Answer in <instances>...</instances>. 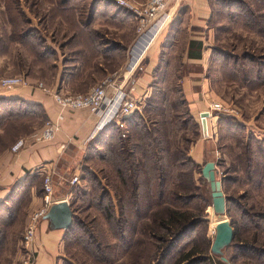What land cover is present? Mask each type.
<instances>
[{
  "label": "rangeland",
  "instance_id": "obj_1",
  "mask_svg": "<svg viewBox=\"0 0 264 264\" xmlns=\"http://www.w3.org/2000/svg\"><path fill=\"white\" fill-rule=\"evenodd\" d=\"M16 1L33 29H44L49 22L57 24L60 20L59 16L52 20L47 16V0ZM93 1L99 3L98 8L105 15L102 20L110 22L113 1L70 2L85 15L90 8L97 6H92ZM9 6L12 9L15 5L10 2ZM213 6L214 14L209 25L212 30L208 33L207 47L210 60L205 74L208 88L204 96H211L215 101L210 97L208 100L223 104L233 113L216 109L211 111L210 134L205 135L199 124V110L192 112L189 103H183L185 92L182 83L177 79H154L149 97L151 111L145 114L151 127L150 141L136 145V136L126 132L123 142L119 141L116 133L101 145H97L98 142L93 139L79 161V181L63 192H73L70 202L75 212L74 231L66 242V261L63 264H177L194 249L200 251L197 256L192 255L180 264H193L201 255L214 256L213 264H218L217 255L211 251L216 236L217 214L213 208L210 183L201 174L208 161L216 163L217 177L223 180V190L229 199L226 216L237 225L234 241L242 240L244 245L257 246L259 250L258 254L254 251L244 252V249L233 245L227 250V255L236 257L234 264H261L264 260L260 253H264V219H261L264 216V80L257 76V62L250 60L254 56L261 63L264 62V7L260 0H214ZM133 21L135 25L131 23L129 35L136 38V21ZM7 23H10L7 3L0 0V38L8 29V25L4 26ZM40 34L39 41L44 44L45 37L53 38L51 31H41ZM57 35L53 40L59 39V42L50 40L53 45L49 47L45 44L43 47L51 53L44 62L35 57L29 46L24 47L20 43L16 47L12 45L10 52L13 53V61L5 59L0 63L4 68L8 62L11 69L0 72V76L26 74L53 87L54 80L57 81L58 67L63 69L66 66L60 51L61 37ZM218 47L241 58L239 65L249 71L248 80L243 75L235 76L224 67L220 55L215 52ZM245 55L248 58L244 61ZM53 61L55 70L52 69ZM146 102L139 111L145 108ZM20 105L24 106L23 103ZM25 105H30L27 109L34 110L28 117L7 120L9 112H5L0 119V159L13 152L12 146L17 139L37 131L46 122L45 113L38 105L27 101ZM156 108L160 110L154 111ZM208 109L209 106L205 108ZM152 121H156V126ZM155 130H160V134ZM156 135L157 141L153 140ZM157 143H161L160 147ZM122 144L126 147L125 153H121ZM164 148H167L168 184L167 194L162 198L159 171L144 168L143 165L145 171L140 174L137 167L143 162L159 170L164 161ZM148 150L150 155L145 159ZM119 153L126 155L127 159ZM246 157L249 159L246 160ZM247 168L252 173L249 174ZM36 175L30 174L23 181L28 189L18 199L10 204H0V264H21L24 254L22 238L30 215L29 187L36 185L43 195L44 176ZM124 181L136 184L126 189ZM171 212L182 213L186 221L198 218L202 223L173 244L166 257L162 258L167 248L166 239L173 236V231L168 233L163 230L169 218L171 221ZM108 214H112L111 217H107ZM259 224L261 228H257ZM125 229L127 239L123 237ZM224 252L226 255V249Z\"/></svg>",
  "mask_w": 264,
  "mask_h": 264
},
{
  "label": "crops",
  "instance_id": "obj_2",
  "mask_svg": "<svg viewBox=\"0 0 264 264\" xmlns=\"http://www.w3.org/2000/svg\"><path fill=\"white\" fill-rule=\"evenodd\" d=\"M130 1L141 3L146 0ZM56 3L57 0L47 2L49 8L47 16H50V20H52L51 8L55 7ZM95 3L96 1L92 2V5L97 6L91 23L80 22L79 16L82 12L76 9L77 11L72 13L76 22L71 23L59 16L60 20L57 24L52 21L46 24L45 30L37 29L39 32L51 31L53 38L57 35V31L62 32L57 36L61 37L60 51L65 58L66 66L63 69L58 67L57 81L54 80L53 87L50 88L62 93H85L94 85L109 78L111 79V84L107 88L109 94L112 95L118 89L124 90L129 97L141 101L143 108L144 102L151 95L154 79H177L182 83L191 111L197 109L200 111H198L199 115L205 110L210 102L208 97L211 98L209 95H204L208 88V78L205 74L210 60L207 47L208 33L212 30L209 25L214 14V0H170L168 2L170 19L156 34L147 49L143 50L142 56L133 67L130 66L131 50L136 47L139 54L143 46L142 44L135 46L137 37L129 35L131 23L135 25L134 17L126 8L111 2L113 8L110 22H104L102 19L105 15L98 8L99 3ZM91 12L92 8L89 10V13ZM6 25L9 29L6 28V31L10 33L11 25L7 23L4 26ZM53 38H44L46 46L50 47V40L53 43L59 42V39L53 40ZM194 40L203 43L200 58H194V45L191 48V42ZM17 56L19 57V54ZM0 59V63L5 59L13 61V53H1ZM6 64L8 65L4 68L3 64L0 65V72L5 73L11 69L9 63ZM55 67L53 61L52 69L55 70ZM27 77L31 80H40ZM0 96L21 98L34 103L44 111L48 120H58L60 125L53 140L43 143L30 142L22 150L10 152L0 159V204H10L28 189L27 185L23 184L28 175L37 174V177H45V173L54 169L58 172L54 177L55 197L70 202L72 193L69 191L63 193L66 188L64 181L69 182L73 176L78 175L79 161L84 156L87 145L106 126L98 129V116L85 109L62 112L53 96L41 90L20 88L12 93L0 92ZM29 188L28 211L31 213L44 203V186L43 195L39 193L36 185ZM18 190L20 191L16 196L10 201L6 200ZM70 204L74 209L71 202ZM66 241L65 229H55L49 219H42L36 233L35 245L38 255L35 264H63L66 261Z\"/></svg>",
  "mask_w": 264,
  "mask_h": 264
},
{
  "label": "built area",
  "instance_id": "obj_3",
  "mask_svg": "<svg viewBox=\"0 0 264 264\" xmlns=\"http://www.w3.org/2000/svg\"><path fill=\"white\" fill-rule=\"evenodd\" d=\"M118 6L126 8L127 11L136 20L137 41L135 46L142 44V49L138 54L136 47L131 50L130 66H135L156 34L165 26L170 19L168 12V2L170 0H146L141 3L130 0H110ZM145 41L146 43H143ZM136 52V53H135ZM111 79H106L100 84L90 88L85 93H62L55 91L42 80H31L25 75L0 76V92L12 93L20 88H29L41 90L53 96L56 104L63 111H75L80 109L88 110L91 114L97 115L99 120L97 128H102L107 124L116 121L120 126H124V118L130 116L134 111L140 110L143 103L135 98H131L121 89L115 91L112 95L108 92V86ZM208 110V136L210 134L209 118L212 116L214 109L227 113H233V110L226 108L221 103H214L210 100ZM202 125V117L200 113ZM60 129L59 121L49 119L45 125L33 132L32 134L19 138L12 146L13 152H18L25 148L30 142L43 143L53 140ZM58 172L56 169L45 173L44 177V203L32 211L29 215L28 222L22 238L24 250L23 264H35L38 250L35 245L36 233L39 223L45 218L53 204L62 200L55 197L54 177ZM79 181L78 176H73L69 183L75 185ZM67 200V199H66Z\"/></svg>",
  "mask_w": 264,
  "mask_h": 264
},
{
  "label": "trees",
  "instance_id": "obj_4",
  "mask_svg": "<svg viewBox=\"0 0 264 264\" xmlns=\"http://www.w3.org/2000/svg\"><path fill=\"white\" fill-rule=\"evenodd\" d=\"M70 1L71 0H57V3H56L57 5L55 7H52V10H51L52 18L63 15L67 19H72L74 22H76L75 16L72 15V13L76 10V8H74L73 6H70V4H71ZM260 1H261V5L264 7V0H260ZM10 2L14 3V5H15L14 8H12V9L9 6ZM6 3H7L8 15L10 17L11 31L9 33L8 31L4 30V32H5L4 36L2 38H0V48L1 49L3 48V50L0 51V54L1 53H6V54L11 53L10 52L11 46L16 45V43H20L24 47L29 46L30 49L32 48L30 51H32L34 53L35 57L39 58L41 60V62H44L46 58L49 59L51 53H49V49H47V48L44 49L43 47H45V44L43 42L39 41V40H41L39 38L41 36L40 32L37 29L31 28V22L28 18H26L23 15L22 11L20 10L19 3L16 0H6ZM16 3L18 5H16ZM92 6H94V4ZM95 11H96V7H93L91 13H89V11L85 12V15H83L84 13H82L81 16H79V21L83 22V23H91L94 20V12ZM254 18H257V17H254ZM202 44L203 43L201 41H196V40H194V42H191V48H193V45H194V58H200L201 57V49L203 47ZM40 48H41V50H40ZM195 49H197V50L195 51ZM215 52H217L220 55V61L223 62L224 67H226L228 70H230L232 73H234L235 76L236 75H239V76L243 75L245 80L249 79V77H250L249 71L246 68H244L245 66L240 67V65H239V61L241 60L240 57L232 56L229 52H227V50H225L224 48H220V47H218V49H215ZM190 54H191V52H190ZM251 57L252 58H250V60L256 61L258 64L257 76L261 80H264V62L261 63V61L255 59L254 56H251ZM247 58H248V56H246V55L243 56L244 61ZM20 64H21V61L18 62V65H20ZM25 76H26V74H25ZM161 80H163V79H161ZM181 94H182V92H181ZM182 99H183L184 104L188 103L185 96H182ZM149 100H150V98L147 100L146 106L143 109L144 113H143V110L142 111L136 110L130 116L124 118L123 121L125 123V127L120 126L116 121H113V122L107 124L106 127L101 132H99V134L96 136V138H94V140L98 142L97 145H99V144L101 145V143L104 144L105 139L108 137H111L113 135V133H116L119 136V141L123 142L124 141L123 135L125 132L128 135L132 134V135L136 136V140H135L136 145H138L139 143L144 144V143L149 142L150 141L149 134H150L151 127H149V122L146 120V116H145V114H148L149 111H151L150 110L151 106H150ZM22 103L24 104L25 108H23L24 107L23 105H20ZM25 103H26V101L23 99H20V98H10V97H6V96H0V119L3 118V113H5V112L6 113L9 112V116L6 118L7 120L28 117L29 115L32 114V112L34 110L32 108L27 109V107L30 105H25ZM16 105H17V107H16ZM156 110H160V109H157V108L154 109V111H156ZM42 112H44V111L42 110ZM226 116H228V114ZM45 118H46V116H45ZM199 119H200V117H199ZM47 121H48V118H46V122ZM152 122L156 126L157 123H154L156 121H152ZM200 123H201V121L199 122V124ZM200 127H201V124H200ZM158 129H159V127H158ZM155 132L160 134V130H155ZM30 134H32V132ZM30 134H26V135H30ZM127 134H126V137H127ZM153 140L157 141V135L155 136V138ZM158 142H160L159 139H158ZM157 144L160 147L161 143H157ZM122 146H123V144H122ZM125 148H126L125 146H123L121 148V150H122L121 153H125L124 152ZM149 150H150V148H149ZM149 150L144 156L145 159H148V157L150 155ZM162 153H164V156H163L164 161L161 162L162 166L159 167V170L157 168L152 169V167L143 164V162H142V164L140 163L139 164L140 166H138L137 168L140 170V174L145 171V170H143V165H144V168H149L150 170L159 171V176L161 177L160 184H159V190H160V194H161L160 196L162 198H165V196L167 194V184H168L167 165H166V159H165L166 153H167V148L162 149ZM121 156L125 157V159H127L126 155H121ZM248 159H249V157H246V160H248ZM246 166L249 167L248 164H246ZM170 168L173 171L172 167H170ZM247 172L249 174L252 173V171L249 168H247ZM150 174H151V172H150ZM201 174H202V171H201ZM155 176H156V174H155ZM131 182H132V178H131ZM64 183L66 184V188L71 186V184L69 182L64 181ZM135 184H136V182H133V184H131L130 182L128 183L127 181H124V185H125L126 189H130V187L134 186ZM135 189H137V187H135ZM67 192L68 191H66L65 193H67ZM71 193H73V192L71 191ZM10 199L11 198L9 196L6 200L10 201ZM228 200L229 199L227 198V204H228ZM1 204H3V203H1ZM72 210L74 211V209H72ZM171 213H172L171 221L169 218L167 224L164 225L163 230L167 231L168 233H172V231H173V236L171 239H168V240L165 238L167 241L165 247H167V248H166L165 252L163 253L162 258L166 257V255L168 254V250H171L170 247H173V244H175L177 241L182 240L183 237L186 236V234H188L189 232H191L193 228H195L198 224L202 223V220H198V218L197 219L193 218L194 220L193 219L192 220L194 222L192 220H191L192 221L191 222L190 220L186 221L187 218L184 215H182V213H180V214H176L177 212H171ZM111 215L112 214H108L107 217H111ZM261 219H264V216ZM191 223H192V225H191ZM231 224L236 229V226H237L236 223L234 221H231ZM257 228H261V225L259 224L257 226ZM73 229L74 228L72 227V228L66 230V240L67 241L69 240V236L71 234H73V231H74ZM235 234H237V229H236ZM123 237L124 238L127 237V229H125ZM236 241H238V240L237 239L235 241L233 240V242H235V243L232 242L226 248V256L229 259V262L231 264H234L236 257L235 256L231 257L230 255H227V250L230 247H232L233 245L236 246L240 250L244 249L245 250L244 252H247V251L253 252L254 251L258 254L259 250H258L257 246H250V245L246 246V245H244V243H242V240H239L238 242H236ZM199 252L200 251L194 249V251H191V253H190V255H188V257H184V258L180 259L177 264H180L185 259L189 260L190 256H192V255L197 256V254ZM260 253L264 257V253L263 252H260ZM92 254H94V253L92 252ZM242 254H244V253L242 252ZM94 256H95V254H94ZM217 257H218V261H217L218 264H225V262L222 261L219 256H217ZM214 261H215L214 256L209 257V256H202L201 255L200 257L195 259L192 263L193 264H213ZM260 263L264 264V260L261 261ZM160 264H162V262H160Z\"/></svg>",
  "mask_w": 264,
  "mask_h": 264
},
{
  "label": "water",
  "instance_id": "obj_5",
  "mask_svg": "<svg viewBox=\"0 0 264 264\" xmlns=\"http://www.w3.org/2000/svg\"><path fill=\"white\" fill-rule=\"evenodd\" d=\"M202 129L205 135L208 134L209 113L207 111L201 112ZM216 170V163L208 161L202 168V175L209 181L213 208L218 216L219 223L216 226V236L211 248L213 254L220 257V259L228 264L229 259L225 255L224 250L233 242L235 237V229L231 221L227 219V197L223 190V180L218 179ZM52 223L55 229H70L74 225V212L68 200L62 199L52 205L49 212L45 216Z\"/></svg>",
  "mask_w": 264,
  "mask_h": 264
},
{
  "label": "bare ground",
  "instance_id": "obj_6",
  "mask_svg": "<svg viewBox=\"0 0 264 264\" xmlns=\"http://www.w3.org/2000/svg\"><path fill=\"white\" fill-rule=\"evenodd\" d=\"M216 219H217V224L219 223V219H218V216H216ZM217 226V225H216Z\"/></svg>",
  "mask_w": 264,
  "mask_h": 264
}]
</instances>
